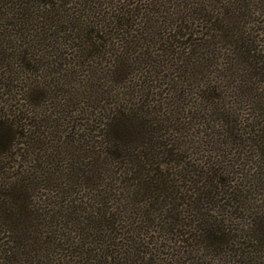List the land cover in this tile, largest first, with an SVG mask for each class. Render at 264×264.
Segmentation results:
<instances>
[{"label":"trees","instance_id":"trees-1","mask_svg":"<svg viewBox=\"0 0 264 264\" xmlns=\"http://www.w3.org/2000/svg\"><path fill=\"white\" fill-rule=\"evenodd\" d=\"M245 3L0 0V264H264Z\"/></svg>","mask_w":264,"mask_h":264},{"label":"rangeland","instance_id":"rangeland-1","mask_svg":"<svg viewBox=\"0 0 264 264\" xmlns=\"http://www.w3.org/2000/svg\"><path fill=\"white\" fill-rule=\"evenodd\" d=\"M242 2H246L247 5H249V10L252 13L248 19L250 24L244 29L245 32H252L253 36H258L259 39H264V0H223L224 7L227 8L228 4H233L236 10L235 12H237L238 8L242 9ZM246 8L248 7L246 6ZM261 45L264 44L261 42ZM262 49H264V46ZM5 108L7 110L9 109L7 106Z\"/></svg>","mask_w":264,"mask_h":264}]
</instances>
